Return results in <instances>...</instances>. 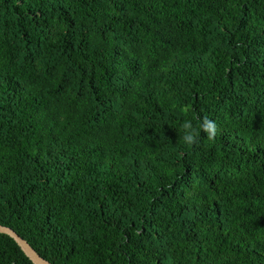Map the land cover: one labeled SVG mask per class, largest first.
I'll use <instances>...</instances> for the list:
<instances>
[{"label":"trees","instance_id":"1","mask_svg":"<svg viewBox=\"0 0 264 264\" xmlns=\"http://www.w3.org/2000/svg\"><path fill=\"white\" fill-rule=\"evenodd\" d=\"M0 224L53 264H264V0H0Z\"/></svg>","mask_w":264,"mask_h":264},{"label":"water","instance_id":"2","mask_svg":"<svg viewBox=\"0 0 264 264\" xmlns=\"http://www.w3.org/2000/svg\"><path fill=\"white\" fill-rule=\"evenodd\" d=\"M0 233L12 237L34 264H53L41 256L39 252L13 228L0 224Z\"/></svg>","mask_w":264,"mask_h":264}]
</instances>
